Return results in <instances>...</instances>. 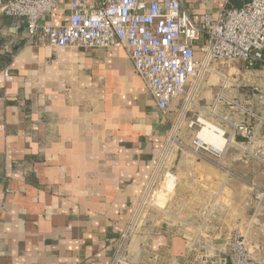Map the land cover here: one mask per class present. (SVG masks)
<instances>
[{"label": "crops", "instance_id": "obj_1", "mask_svg": "<svg viewBox=\"0 0 264 264\" xmlns=\"http://www.w3.org/2000/svg\"><path fill=\"white\" fill-rule=\"evenodd\" d=\"M182 3L197 19L232 6L229 0ZM69 15L61 3L44 20L63 24ZM219 86L216 76L208 77L200 101L212 103ZM184 107L179 96L163 112L124 48L53 47L0 14V264H109ZM199 158L179 154L169 207L196 223V190L206 198L224 192L225 207L212 221L220 232L208 239L219 250L218 235L228 242L233 229L245 232L246 191L251 179L264 188V167L238 154L236 168L221 171ZM157 217L147 220L133 253L149 241L163 257L181 260L191 230L182 234L181 221ZM248 239L253 255L264 256V224Z\"/></svg>", "mask_w": 264, "mask_h": 264}, {"label": "built area", "instance_id": "obj_2", "mask_svg": "<svg viewBox=\"0 0 264 264\" xmlns=\"http://www.w3.org/2000/svg\"><path fill=\"white\" fill-rule=\"evenodd\" d=\"M61 3L68 5L69 20L63 24L45 21ZM0 14L18 20L29 36L53 47L124 48L133 69L163 112L175 98L185 97L183 112L128 223L118 234L109 264H134L133 244L151 212L193 227L188 248L201 237L210 239V232H220L221 226L210 229L219 210L225 207L222 204L217 210L213 203L219 199L218 192L207 198L199 226L171 211L169 204L178 177L170 165L184 145L178 137L184 126L196 129L192 152L220 168L225 169L222 164L230 147L236 148L241 158L264 165V85L259 81L264 68V0H249L241 8L227 6L198 19L187 12L182 0H0ZM241 71L244 73L239 74ZM210 76H216L220 86L212 103L204 104L200 93ZM188 112L193 113L190 118ZM206 122L221 133L224 142L220 149L200 139ZM251 186L253 212L245 232L240 228L232 230L227 242L229 252H223L216 263L203 254L190 264H264V256L253 255L248 239L253 228L264 224V188L255 183ZM140 254L154 262L165 259L149 241L144 242ZM172 256L169 264H187Z\"/></svg>", "mask_w": 264, "mask_h": 264}, {"label": "rangeland", "instance_id": "obj_3", "mask_svg": "<svg viewBox=\"0 0 264 264\" xmlns=\"http://www.w3.org/2000/svg\"><path fill=\"white\" fill-rule=\"evenodd\" d=\"M232 64H234V63H232ZM240 65H241V63H240ZM262 69H263V72L261 73V76L259 78V81L264 85V68H262ZM233 70L234 69L231 68V71H233ZM242 73H244V72H242V71L239 72V74H242ZM197 129L199 130L200 127H198ZM195 134H196V129H187V130H183L181 132V134L178 135V137H180V140L183 141V143H184V145L178 150V157H179V154L182 153V152H186V153L190 152V153H193L192 152V140H193ZM223 142H224V140H223V137L221 136V139L218 142L219 143L218 146H220V148H221ZM204 154H206L208 157H210V154L209 153L205 152ZM194 155H196V154H194ZM237 155H238V151L236 150V148L230 147L228 149V151L226 152V154H225V158H224V161H223V164H222L223 167L224 168H229V167L230 168L231 167L232 168L233 167L236 168V166H237V164H236L237 163L236 156ZM178 157L176 159H172L171 160V165L170 166H171V168H172L173 171H174L175 165L177 164ZM198 158H199V156H198ZM211 159L214 160V158L212 156H211ZM250 160L254 161L253 159H250ZM199 161H207L208 163H210L208 160H205L204 158H199ZM210 164L213 167L218 168L217 170H221L222 171V169H223V168H220V167H218L217 165H215L213 163H210ZM261 166L264 167V165H262V164H261ZM251 178H252V176H251ZM260 180L264 184V174L260 177ZM249 183H250L248 185L249 189L247 188V191H246V195L248 197V198L246 197L247 198L246 200H247V203H248V204H246L247 205L246 208H247V210H249V213H250L249 215L251 216L252 215V212H253L252 196H253V192H254L253 189H252L251 184L252 183H255V182H253V179H251ZM255 184H257V183H255ZM196 192L197 193L195 195H197V198L194 200V203H192V205H195L194 206L195 209L198 212L199 211L201 212L200 208L202 209V208L205 207V205L207 203V198L205 197V194H204L203 191L196 190ZM217 192L219 193V199L217 201L215 200L213 202L214 205H215V207L221 206L223 204L222 202H224V204H225V202L227 201L226 200V197L224 195L225 193L222 192V191L214 190V191L210 192V194H208V196L209 195H212V194L215 195ZM230 205L232 206L233 205V202H230L229 203V206ZM217 209H219V207ZM156 216H158L157 219H160L161 220V223L164 222V220H165V221H169L172 224V220L171 219H173V218L166 219L164 217V215L156 214V213H153V212H151L149 214V219L151 217L154 218ZM192 223H194V222H192ZM194 224H197V226H199L201 224V222L199 221V222H196ZM186 225H188V224H181V225L178 224L177 226H178V228L181 227V229L183 231L182 234H184V232H188V230H191V231H189L190 234L188 235L189 237H191L192 234H194L193 233L194 232V228L188 225L189 226V229H186V227H187ZM210 225L217 226L218 224L215 223V224H210ZM219 225H221V224H219ZM214 233L215 232H210L209 235L210 236H213ZM216 233H219V232L216 231ZM185 234L187 235L188 233H185ZM202 234H204L206 236V231L203 230ZM218 236L219 237H216L215 238V240H217V241H214V244H215V242H217V244L220 245L222 249H219V250L212 249V247H211L212 245H208V243H209V240H208L209 237H205V238L204 237H201V239L198 242H196L191 248L186 249V252H185L184 255L182 254V256H180L181 257V261L180 262L181 263L187 262V264H190L191 262H193L195 260V258L197 256H201L203 254H207L208 256H210L211 258H213L212 260H214V262L216 263L220 259V257L222 255H224L223 252H226V253L229 252V246L227 245V241L225 240V237L224 236L220 237V235H218ZM160 253H161V251H160ZM165 255L166 256H164L165 259H164L163 262H161V259H159V261L157 260L156 262H154V261L149 260V256H143L142 254H139V251H138V252H135V253H133L131 255V259L133 260L134 264H169L171 262L170 259L173 256L170 255V254H166V252H165Z\"/></svg>", "mask_w": 264, "mask_h": 264}, {"label": "bare ground", "instance_id": "obj_4", "mask_svg": "<svg viewBox=\"0 0 264 264\" xmlns=\"http://www.w3.org/2000/svg\"><path fill=\"white\" fill-rule=\"evenodd\" d=\"M207 125H204V127L200 131V139L206 140L208 143H212L214 146L217 145V148L220 149L219 141L221 139V133L217 132L215 130V127L210 122H206ZM218 143V144H217Z\"/></svg>", "mask_w": 264, "mask_h": 264}, {"label": "water", "instance_id": "obj_5", "mask_svg": "<svg viewBox=\"0 0 264 264\" xmlns=\"http://www.w3.org/2000/svg\"><path fill=\"white\" fill-rule=\"evenodd\" d=\"M249 0H229V3L235 8H241L245 2Z\"/></svg>", "mask_w": 264, "mask_h": 264}]
</instances>
